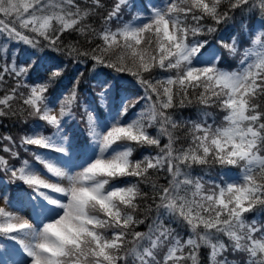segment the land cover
<instances>
[{
  "label": "snow or ice",
  "instance_id": "6c2138e0",
  "mask_svg": "<svg viewBox=\"0 0 264 264\" xmlns=\"http://www.w3.org/2000/svg\"><path fill=\"white\" fill-rule=\"evenodd\" d=\"M104 8L103 0H0V119L34 118L19 147L60 154L32 152L30 161L11 135L0 137L12 145L2 148L9 158L0 155V237L14 242L0 255L17 257L12 264H200L206 248L209 264H264V224L247 215L264 213V0H116L97 29L89 19ZM237 12L256 17L250 31L240 21L247 45L235 34L219 47L197 39ZM72 33L90 47L65 42ZM65 59L92 62L101 86L80 105L83 141L65 131L83 73L50 93ZM119 74L134 77L142 95H130ZM193 106L197 117H176ZM140 148L155 151L134 158ZM209 169L215 179L204 178ZM161 173L165 184L153 178Z\"/></svg>",
  "mask_w": 264,
  "mask_h": 264
},
{
  "label": "trees",
  "instance_id": "16d2710c",
  "mask_svg": "<svg viewBox=\"0 0 264 264\" xmlns=\"http://www.w3.org/2000/svg\"><path fill=\"white\" fill-rule=\"evenodd\" d=\"M116 2V0H103V3L105 5V8L103 10H101L100 15L95 16V17H91L89 19V23L92 24L93 27H96L97 29H99L100 27V18L101 15L105 14L107 10H110L111 7L114 5V3ZM81 4H83V0H81ZM129 15L126 14L125 15V19H128ZM245 20V31H250L252 29V26L255 24L256 22V17L255 16H249L247 14H245V16H241L239 12L236 13L235 19L234 21L228 22L226 24H222L219 26V30L215 33H212L210 35L207 36H200L197 37V39H206L209 42V46L215 45L217 47H219L218 41L223 39L225 41L228 40L229 37H231L232 35H237L239 36L245 45L248 44V39L249 37L244 35V32H242L241 28H240V21L241 20ZM204 23L206 24H211L212 21L210 20H206L204 21ZM115 27V26H114ZM65 42H76L77 40H79L80 42V46L82 48H89L90 46L86 43V40L83 37L78 36L76 33H72V34H65L64 37H62ZM98 41H93V43H97ZM55 55L59 56V53H56ZM239 59V55L236 58H233L229 61V66L230 67H235L237 62ZM17 63L19 64V58L17 59ZM65 63L68 65L67 69L64 72L63 77H61L58 81L56 85H53V88L50 89V93L52 91L55 90V88L57 87H64V88H68L72 86V80L75 76H77L79 73H83V76L80 77V81H79V85H78V93H79V103L77 106H74L72 109V120L76 119L77 117H79V112L81 111V106L83 104H89L92 100H94L96 98V93H98L99 91H101V86L99 81L96 79V72H93L91 69V63L90 61L84 60L83 63H74L71 60H67L65 59ZM103 72L104 74H109L111 73V75H117L116 73H112V70L110 69H97V72ZM120 75V83L125 87L126 91L132 95V96H137V95H142L141 90L139 89L138 85L135 83V78L127 75V74H119ZM6 79V84H5V88H9V86H14V81L10 78V77H5ZM62 81V84H61ZM31 82V80L29 81ZM22 91H27L26 89H22ZM3 93L0 92V95H2ZM16 107H18V105H14ZM136 108H140V105L138 104L136 106ZM136 109H130L129 114L131 115V113L133 111H135ZM209 111H213L217 117L219 118V110L218 109H210ZM175 115L177 118H183V119H189V118H195L199 115V113L197 112L196 106L190 107V108H181V109H177L175 112ZM27 120V123H24L23 121ZM68 121H70L68 119ZM34 123H36V121L34 120V118H29L26 115L25 116H16V117H6V118H2L0 119V137L4 136V135H11L13 140L16 142V146H15V150L19 151L21 154V157L24 159H29L31 161L32 156L31 153L32 152H41L43 154H45L46 156H48L49 158L52 159H57L60 157V154L54 153L51 150H46V149H37L36 146H28L29 147V151L28 152H24L22 148L19 147V141L20 138L27 133L30 130V126L33 125ZM52 131H54V129H50V130H46L45 134L46 135H51ZM66 132H69V123H68V127L65 129ZM70 133V132H69ZM179 135H181L182 137V143L183 141V131H181L180 133H178ZM162 142H166V141H162ZM8 145L9 147H12L11 144H9L8 141H0V155L5 156V158H9V154L5 153L2 151V148ZM149 151H155L154 149H145V148H140L137 149L133 156L134 158H139L142 154H148ZM9 162L11 164H18L19 161L14 160V159H9ZM42 168V166H40ZM216 173H217V169H209L207 170L204 178L207 180L209 178H216ZM196 174H201L199 172V170H197ZM154 179L157 180V182L159 184H165L166 180L164 178V174L161 173L159 175V177H153ZM3 179L5 180V182L7 181L8 177L5 176L3 177ZM17 184H19V182H17ZM16 184H13L9 187L8 190V196L11 199L12 195L14 194V190L16 188ZM145 191H148L147 187H144ZM29 191H31L29 189ZM59 195V194H56ZM250 218H257L258 222L264 224V213H260V214H247ZM147 223L148 221H146L145 224L140 225L139 228L137 230L140 231H144L146 230L147 227ZM173 227H175V225H173ZM178 232H180V234L182 236H184L185 238L187 237V229H183V228H178L177 229ZM14 246V242L12 241H8L2 237H0V253H7V251ZM2 255V256H6ZM230 259H239V257H229ZM8 261L11 260V256L8 255ZM0 264H7L8 261H4V257H1L0 255ZM200 264H209L208 261V249L206 248H201L200 250Z\"/></svg>",
  "mask_w": 264,
  "mask_h": 264
},
{
  "label": "rangeland",
  "instance_id": "374dc122",
  "mask_svg": "<svg viewBox=\"0 0 264 264\" xmlns=\"http://www.w3.org/2000/svg\"><path fill=\"white\" fill-rule=\"evenodd\" d=\"M54 113L55 114H58L59 113V106H56L55 107V109H54ZM0 206H5L6 207V205L4 204V201H3V199H0ZM22 215H25V218H29V217H27V214L26 213H22ZM9 256H11V261H9V262H7V264H12V261H14L15 259H17V257H15L14 255H10V254H8ZM8 257L7 256H4V260H6V261H8V259H7ZM1 262V261H0Z\"/></svg>",
  "mask_w": 264,
  "mask_h": 264
}]
</instances>
